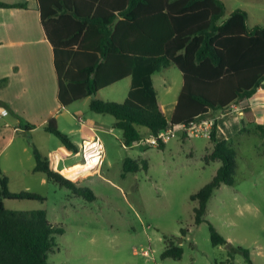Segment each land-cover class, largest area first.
I'll list each match as a JSON object with an SVG mask.
<instances>
[{
    "label": "trees",
    "instance_id": "obj_1",
    "mask_svg": "<svg viewBox=\"0 0 264 264\" xmlns=\"http://www.w3.org/2000/svg\"><path fill=\"white\" fill-rule=\"evenodd\" d=\"M42 23L54 46L62 106L91 96L90 108L112 114L126 146L143 138L138 126L153 135L169 126L195 123L214 112H229L232 103L251 98L264 89V25L250 27L248 12L235 9L227 15L223 0H39ZM25 6L0 1V7ZM76 47V51H74ZM88 65L78 66V60ZM175 65L184 84L175 110L168 118L161 108L152 75ZM130 76L132 85L123 102L104 101L100 89ZM6 79L2 80L5 82ZM3 102L0 100V104ZM217 118V117H216ZM244 131L246 117L240 119ZM215 120L210 140L213 148L205 161L222 164L210 182L191 195L198 201L196 224L205 221L207 205L222 184L235 183L237 149L233 138H217ZM35 126L25 125L32 129ZM68 150L78 145L59 129L55 118L43 125ZM264 142V123L256 124ZM165 142L159 148L165 147ZM33 172L73 191L94 198L93 191L71 181L50 167L49 157L33 148ZM148 168L146 160L125 159L124 171ZM62 169V168H61ZM9 176L0 169V264H52L48 253L57 245L56 235L64 227L52 223L43 209L13 210L7 199L46 200L28 190L12 191ZM213 245L228 240L210 223ZM162 257L181 259L183 247L166 239ZM247 264H254L250 250L239 246ZM234 257V256H232ZM225 264H237L228 260Z\"/></svg>",
    "mask_w": 264,
    "mask_h": 264
},
{
    "label": "rangeland",
    "instance_id": "obj_2",
    "mask_svg": "<svg viewBox=\"0 0 264 264\" xmlns=\"http://www.w3.org/2000/svg\"><path fill=\"white\" fill-rule=\"evenodd\" d=\"M224 1L228 10L248 9L251 26L264 25V0ZM162 73L167 76V85L169 79L172 81V93H177L183 82L182 72L173 65ZM125 83L104 88L97 97L123 102L127 94ZM157 86L163 98L162 85ZM70 109L81 113L83 125L89 118L98 120L97 133L103 140L106 156L99 172L92 175L79 163V157L64 151V161L58 169L65 168L62 173L72 180L88 177L76 183L89 187L94 198L33 172L36 164L33 148L47 155L49 148L62 144L56 135L43 128L33 136L17 134L8 163L1 161L2 169L8 170L12 191L29 186L28 190L46 198L7 199L6 207L43 209L52 223L64 227V233L55 236L57 245L48 253L50 263L225 264L231 260L247 264L244 255L235 251L242 246L250 250L254 264H264V142L250 116L246 117L245 130L233 137L238 163L235 183L222 184L214 191L205 221L196 224L194 209L198 201L192 200L191 195L210 182L218 170L216 162H206L204 158L212 143L209 138L179 131L164 148L126 146L122 131L114 126L116 119L112 114L92 111L89 99L78 100ZM220 114L217 111L213 116L218 118ZM81 123L62 117L59 129L67 133ZM138 128L143 138L151 137L145 132L146 127ZM70 136L79 138L78 133ZM24 145L28 148L26 152L22 151ZM128 157L139 162L146 160L148 168L125 173L124 162ZM42 176L46 178L43 183ZM210 223L228 240V245H213ZM166 239H173L183 247L181 259L162 257Z\"/></svg>",
    "mask_w": 264,
    "mask_h": 264
},
{
    "label": "crops",
    "instance_id": "obj_3",
    "mask_svg": "<svg viewBox=\"0 0 264 264\" xmlns=\"http://www.w3.org/2000/svg\"><path fill=\"white\" fill-rule=\"evenodd\" d=\"M0 1L8 4L25 5L0 7V100L3 102L0 104V169L8 175L7 168L2 169L1 161H4L5 165L8 163L12 155V151L9 150L17 134L24 132L33 136L34 132L43 128V125L51 118L56 119L59 127L61 125L62 117L65 119H78L80 123L82 122L81 118L83 119V117L79 111L74 113L70 109V106L77 101L67 107L62 106L60 103V83L55 66L54 46L50 42L42 23L39 0ZM235 9L228 10L227 8V15L231 14ZM244 10L248 12L249 26H255H251L250 24V11L245 8ZM76 49L77 48L74 47V51H76ZM77 64L78 66H86L88 65V62L79 59ZM171 66L173 65H170L152 75L159 103L168 118L172 116L175 110L184 84L182 74V85L178 88L177 93H172V90L174 89L172 81L169 79L167 85V76L162 73ZM4 79H6V81L2 82ZM124 81H126L125 86L127 88L126 98L132 85V79L130 76L107 87L117 86ZM158 83L162 85L163 98L160 96V91L157 86ZM104 88L100 89L97 95L100 94L101 90ZM91 98L92 97L89 96L81 100L89 99L90 102ZM162 99H164L165 102H163ZM239 104L241 109L237 114L219 111L222 113L219 116L220 118H217V138L219 140L233 138L236 134L240 133L242 127V125H240V119L243 116H250L255 124L264 123L263 88H258L254 96L240 101ZM84 121L85 120L83 119V122ZM97 123V119L89 118V122L86 121V125L81 123L80 127L70 128L66 134L70 136L78 133V140L72 139L70 136L78 145L83 139L92 134L90 127H94L97 132ZM25 125H32L35 127L29 130L24 128ZM145 132L151 134L148 128ZM207 148L208 152H210L213 148V143ZM27 149V146L24 145L22 151L26 152ZM64 151L68 153L71 152L61 144L58 148H49L47 150V155H42L48 156L50 167L55 171H59L60 169H58V165L60 162L64 161V156L62 154ZM56 156L57 161L55 162L54 157ZM213 162L218 164V168L222 164L221 160H215ZM11 167V165L8 166L9 169ZM79 179L80 178L74 180L76 181ZM45 180L46 178L42 176L41 182L43 183ZM27 188L30 187L26 186V189L23 190H28Z\"/></svg>",
    "mask_w": 264,
    "mask_h": 264
},
{
    "label": "built area",
    "instance_id": "obj_4",
    "mask_svg": "<svg viewBox=\"0 0 264 264\" xmlns=\"http://www.w3.org/2000/svg\"><path fill=\"white\" fill-rule=\"evenodd\" d=\"M240 109V104L234 102L230 105L229 112L233 113L239 111ZM216 119L217 118L212 115L205 117L195 123H182L177 126H169L168 128L160 131L157 135L152 134L149 138H142L138 142L134 143L131 147L138 145L159 146L161 142H169L173 137L176 136L179 131H183L185 134L187 133L193 134L195 136H204L210 138ZM81 121L83 122L82 118ZM90 130L92 131V134H90L87 138L83 139L81 143L78 144V150L77 152L73 153V156L79 157L81 159L80 164L84 166V168H87L93 175L95 173H98L101 166L103 165L105 161L106 151L103 140L96 132V129L94 127H90ZM64 169L65 168H62L58 172L64 175L62 173V170ZM64 176L68 178L66 175ZM86 178H80L79 181Z\"/></svg>",
    "mask_w": 264,
    "mask_h": 264
},
{
    "label": "bare ground",
    "instance_id": "obj_5",
    "mask_svg": "<svg viewBox=\"0 0 264 264\" xmlns=\"http://www.w3.org/2000/svg\"><path fill=\"white\" fill-rule=\"evenodd\" d=\"M79 163H80V162H79ZM89 174H91V172H90ZM89 174H87V175H89ZM87 175H85L84 177H86ZM81 178H83V177H81Z\"/></svg>",
    "mask_w": 264,
    "mask_h": 264
}]
</instances>
